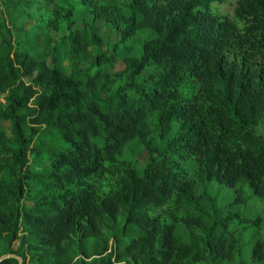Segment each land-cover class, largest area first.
<instances>
[{
  "label": "trees",
  "instance_id": "16d2710c",
  "mask_svg": "<svg viewBox=\"0 0 264 264\" xmlns=\"http://www.w3.org/2000/svg\"><path fill=\"white\" fill-rule=\"evenodd\" d=\"M8 1L67 67L0 27V258L264 264V0Z\"/></svg>",
  "mask_w": 264,
  "mask_h": 264
},
{
  "label": "rangeland",
  "instance_id": "374dc122",
  "mask_svg": "<svg viewBox=\"0 0 264 264\" xmlns=\"http://www.w3.org/2000/svg\"><path fill=\"white\" fill-rule=\"evenodd\" d=\"M25 1V0H23ZM30 1H35L37 3L42 2V0H30ZM58 3H63L65 5V8L68 6H72L75 8V13L79 16H82L84 11L81 8V6L78 4V0H56ZM55 1V2H56ZM235 2V0H232V5ZM13 2L8 1L5 2V0H0V27H7V28H13V25L15 24V22L17 21V23H21L23 20H27V13H23L22 10H19L17 12H13ZM51 10V8L49 7H42L39 9H35L32 14H33V19L31 20H27L24 22V27L25 30L27 32L26 35L23 36H14L15 41L18 40H23L25 42H27V44L30 43H35L37 48H41L43 47V45L48 41V39L50 38L54 45L58 46L59 48V55L62 59V64L64 67H67V62H66V48L65 45L62 43L61 39L62 37L66 34L64 31L62 32H45L43 31V29L41 28V24L36 21L38 19V15L42 14V13H48ZM40 13V14H39ZM49 15V14H48ZM48 15H44L42 16L43 19H46V17H48ZM14 18H16L15 21ZM91 19L89 17H86L85 21H80L77 24V28L82 27V24L84 22H89ZM96 26L99 27L101 29V34L102 37L104 39V41H106L107 43H112L115 44L116 42L119 41V35L117 32L107 28L104 24L103 21H97L96 22ZM5 31L3 29H0V33H4ZM133 42V41H132ZM134 43V42H133ZM140 53V44H136L135 48H134V54L138 55ZM88 66H83L82 68H87ZM124 69V66L120 63L117 65V67L112 71V73H115L117 71H122ZM0 103L4 104V101L2 99V97H0ZM0 131H4L6 133H9L10 129H9V124L8 123H4V122H0ZM257 134L261 135L264 137V123H261L259 125V127L257 128ZM41 139H44L46 141H49L51 139H53V136L51 135H42L40 137ZM36 171V169H34V172ZM114 247V243L112 244V249Z\"/></svg>",
  "mask_w": 264,
  "mask_h": 264
},
{
  "label": "water",
  "instance_id": "95a60500",
  "mask_svg": "<svg viewBox=\"0 0 264 264\" xmlns=\"http://www.w3.org/2000/svg\"><path fill=\"white\" fill-rule=\"evenodd\" d=\"M8 258L16 260L18 264H23L21 258L16 257L14 255H7V256L0 258V262L3 261L4 259H8Z\"/></svg>",
  "mask_w": 264,
  "mask_h": 264
}]
</instances>
